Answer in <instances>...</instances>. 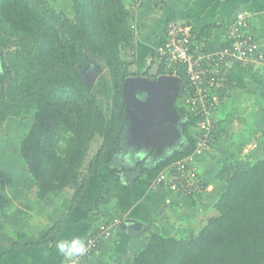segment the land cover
Wrapping results in <instances>:
<instances>
[{"label": "trees", "instance_id": "trees-1", "mask_svg": "<svg viewBox=\"0 0 264 264\" xmlns=\"http://www.w3.org/2000/svg\"><path fill=\"white\" fill-rule=\"evenodd\" d=\"M70 1L71 14H67L49 0H0V131L12 119L32 116L19 151L35 197L44 200L70 192L74 206L81 199L87 176L110 162L119 142L124 127L122 88L127 77L172 75L185 83L174 107L184 119L180 130L187 145L157 163L150 171L152 178L167 164L192 154L198 121L182 102L188 89L182 65L166 69L159 64L151 72L157 54L154 48L150 64L136 71L134 12L125 0ZM242 29L257 32L247 21ZM165 32L156 47L165 40ZM210 34V27L192 29V40L202 45L203 54L216 49L210 46ZM224 44H228L226 37ZM87 71L107 82L108 100L87 80ZM227 84L231 90L232 82L227 79ZM214 121L216 131L209 147L220 140L223 120ZM93 141L100 143L90 155ZM242 163L238 166L228 157L214 163L213 181L221 188L204 214L191 221L186 217L183 225L165 218L174 224L170 232L165 222L156 229L148 227L146 244L130 264H264V157L248 167ZM208 184L201 179L202 187ZM203 193L187 197L192 207ZM57 231L52 227L42 232L37 243L53 241Z\"/></svg>", "mask_w": 264, "mask_h": 264}, {"label": "crops", "instance_id": "crops-1", "mask_svg": "<svg viewBox=\"0 0 264 264\" xmlns=\"http://www.w3.org/2000/svg\"><path fill=\"white\" fill-rule=\"evenodd\" d=\"M125 1L134 12L133 25L136 30L135 47L137 48L135 57L141 66L145 64V58L151 62L152 51L162 42L168 21L185 23L195 31L210 27V46L214 49L222 46L232 22L238 14H243L246 21L257 29L254 33L249 29L247 32L258 39V44L264 46L262 28L264 0ZM154 63V67L159 65L156 59ZM246 69L238 66L227 69L226 77L232 85L229 94L225 96L226 99L232 95L239 81L238 77L240 81L249 79L252 69ZM238 87L244 88L243 85ZM226 101L224 98L223 104L227 103ZM227 105H223L222 109L225 107L226 110ZM216 119L218 120V117ZM225 122L226 120L221 124L218 144L209 147L208 152L198 161L199 172L202 170L199 176L202 180H208L209 184L206 191L195 199L196 207H200L205 198L204 207H206L220 192L221 185L213 181L216 169L211 160L213 158L211 152L215 148L224 149L226 145L228 151L232 150L229 148V142L233 139H226L223 131ZM181 138L183 135L180 136L178 145L163 146L161 155L160 151L154 155L146 153L143 162L139 161L140 157L134 156L138 151H135L133 146H138L131 142V137L119 139L110 162L100 167L95 174L87 176V184L81 199L74 206H71L70 192L53 194L44 200H37L33 182L28 177L27 171L22 172L25 174L23 179L17 180L14 176L13 185L8 190L9 202H1L0 198L1 264H64L63 257L55 248L58 239L72 236L86 238L87 233L112 217H117L120 222L113 226L111 237L101 242L97 254L83 258L81 264L131 263V259L146 244L148 227H157L159 222L165 221V218L169 217L174 208H178L180 204L183 207L186 205L192 207L191 199L170 193L163 188H155L150 175V171L162 161V158L181 149ZM97 143L98 145L94 142L90 147L99 146L100 142ZM97 148L95 147V150ZM138 148L145 150L143 146ZM127 152L135 159L134 165L124 163V159H129ZM93 153L91 151L90 155ZM7 172L10 173L0 166L1 174ZM52 227L58 230L55 239L37 243L41 233Z\"/></svg>", "mask_w": 264, "mask_h": 264}, {"label": "built area", "instance_id": "built-area-1", "mask_svg": "<svg viewBox=\"0 0 264 264\" xmlns=\"http://www.w3.org/2000/svg\"><path fill=\"white\" fill-rule=\"evenodd\" d=\"M245 19L243 14H238L226 36L228 44L207 54L200 50L202 45L194 44L191 26L175 21L168 23L165 40L155 47L158 64L166 69H175L177 65L184 67L188 89L182 102L190 117L198 121L194 151L163 167L153 178L155 188L162 187L170 193L185 197L206 191L207 187L201 185L196 159L208 150L216 131L215 111L230 92L226 71L235 64L264 70V52L254 36L242 29L245 27ZM182 83L183 90V80ZM119 222L117 217L109 218L86 234L85 239L91 242L87 255L98 253L99 242L108 239L112 235L113 226ZM86 256L80 258L78 264Z\"/></svg>", "mask_w": 264, "mask_h": 264}, {"label": "rangeland", "instance_id": "rangeland-1", "mask_svg": "<svg viewBox=\"0 0 264 264\" xmlns=\"http://www.w3.org/2000/svg\"><path fill=\"white\" fill-rule=\"evenodd\" d=\"M51 1L57 8L62 9L67 14H71V1L70 0H49ZM264 29V27H262ZM260 49L264 52V46L260 43ZM148 56V54H146ZM148 61V62H147ZM150 64V60L145 58V64L140 65L137 63L136 71L142 72L148 65ZM242 68V67H241ZM244 68V67H243ZM246 69V67L244 68ZM155 70V67L151 69V72ZM247 70V69H246ZM251 70V69H250ZM252 73L249 79L245 78L243 81H240V77H238L237 85L234 87V91H232L233 98L226 99L225 104L227 105L226 110L223 108V100L221 101L220 107L215 111V116L218 119H222L223 122L226 120L225 125L223 126L225 138L233 139L229 142L230 151L227 149V145L224 146V149L215 148L211 154V160L214 163H217L220 159H228L234 161L238 166L239 163H242L243 167H248L251 163L255 162L258 158L264 157V140H263V132H264V70L258 68H252ZM86 75L91 80V83L97 86L99 93L104 99L109 98V86L104 80H97V73L93 74L90 71L86 72ZM96 75V76H95ZM238 85H243L244 88L238 87ZM251 93H254L251 95ZM251 95V96H250ZM108 103H106V109H108ZM178 106V103L176 104ZM224 110V111H223ZM230 114L229 116L227 115ZM224 117V118H223ZM184 119H181V121ZM32 122V116H28L24 119H12L4 124L0 131V166L1 169L9 170L10 173L1 174L0 173V198L1 202H9L8 190L12 187V179L15 178L17 180L23 179L25 174L22 172L26 171L23 160L21 159V154L19 151V144L22 136L28 132L29 127ZM179 126V124L177 125ZM179 126L178 129H180ZM182 135V134H181ZM130 137L129 131L123 127L121 130V140ZM184 138V139H183ZM181 138L180 147L182 149L183 146L187 145V141L183 136ZM259 139H262L261 142H258ZM180 138L176 141V145ZM94 143V141H93ZM228 144V143H227ZM93 145V144H92ZM98 145V143H97ZM90 147L91 151L94 152L95 147ZM215 147V146H213ZM135 151L138 153L134 154L135 157H140V162H143L146 158V153L149 154L147 149L146 152L142 148L134 147ZM174 150V149H173ZM227 150V151H226ZM220 151V152H218ZM118 153V152H116ZM221 156H219V154ZM225 153V154H224ZM153 155L156 152L152 153ZM128 160L124 159V163L127 165H134L135 159L132 158L131 155L127 152ZM249 156V157H248ZM117 157V156H116ZM219 159V160H218ZM115 162V161H114ZM198 173L199 168L197 167ZM28 175V173H27ZM8 176V177H7ZM4 184V185H3ZM10 186V187H9ZM205 200H203V204L200 207H189L188 205L182 206L181 204L178 208H174L175 210L171 212L169 217L171 218V222L178 223V225H183L184 221L187 218L188 221H191L192 218H197L201 216L205 209L204 204ZM48 209V208H47ZM46 211V210H45ZM204 214V213H203ZM205 219V217L203 218ZM167 221V220H165ZM163 221V222H165ZM163 222H159L160 224ZM167 223V224H166ZM190 223V222H188ZM174 224L170 222H165L164 225L166 227L167 232H170L171 229L173 231ZM176 225V224H175ZM156 229V227H153ZM132 262V259H131ZM126 264H130L129 262Z\"/></svg>", "mask_w": 264, "mask_h": 264}, {"label": "water", "instance_id": "water-1", "mask_svg": "<svg viewBox=\"0 0 264 264\" xmlns=\"http://www.w3.org/2000/svg\"><path fill=\"white\" fill-rule=\"evenodd\" d=\"M182 88V80L172 75L125 79L122 88L125 103L123 124L130 133L131 142L143 146L149 154L160 151L161 155L163 146H174L181 136L178 128L184 122L174 107Z\"/></svg>", "mask_w": 264, "mask_h": 264}, {"label": "clouds", "instance_id": "clouds-1", "mask_svg": "<svg viewBox=\"0 0 264 264\" xmlns=\"http://www.w3.org/2000/svg\"><path fill=\"white\" fill-rule=\"evenodd\" d=\"M90 243L85 238L72 236L71 238L58 239L55 242V248L63 257L64 264H78V260L87 255Z\"/></svg>", "mask_w": 264, "mask_h": 264}, {"label": "flooded vegetation", "instance_id": "flooded-vegetation-1", "mask_svg": "<svg viewBox=\"0 0 264 264\" xmlns=\"http://www.w3.org/2000/svg\"><path fill=\"white\" fill-rule=\"evenodd\" d=\"M94 73H92V75H93ZM86 78H87V80L89 79V78H91V77H88L87 75H86ZM90 83H91V80H88ZM162 151V150H161Z\"/></svg>", "mask_w": 264, "mask_h": 264}]
</instances>
